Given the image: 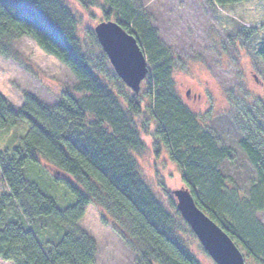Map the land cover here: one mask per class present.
<instances>
[{
  "label": "trees",
  "instance_id": "1",
  "mask_svg": "<svg viewBox=\"0 0 264 264\" xmlns=\"http://www.w3.org/2000/svg\"><path fill=\"white\" fill-rule=\"evenodd\" d=\"M76 1L83 8L99 7L106 21L113 19L132 34L146 56L148 73L138 93L114 90L107 82L113 78L109 60L94 31L88 28V41L82 43L77 16L63 0H0V56L15 59L14 44L30 36L76 78L54 105L31 93L14 105L0 92V130L26 125L11 147L0 149V176L8 188L0 195V258L13 264H94L95 241L78 226L93 204L131 241L137 264H200L178 234L181 217L172 191L159 182L170 210L140 175L135 154L144 151L141 130L149 133L150 123L142 116L147 108L155 120L150 134L156 152L162 146L168 150L196 205L264 264V225L255 218L264 210V98L235 120L243 134L238 145L256 170V180L243 188L223 172L235 153L178 96L174 55L132 1ZM211 1L221 7L246 0ZM257 54L264 62V40ZM145 98L150 104L144 105ZM40 159L71 202L60 205L39 179L27 178L28 166L41 164ZM11 205L18 216L9 219L5 213ZM36 219L50 220L60 233L56 243L45 244L47 251L27 225Z\"/></svg>",
  "mask_w": 264,
  "mask_h": 264
},
{
  "label": "rangeland",
  "instance_id": "2",
  "mask_svg": "<svg viewBox=\"0 0 264 264\" xmlns=\"http://www.w3.org/2000/svg\"><path fill=\"white\" fill-rule=\"evenodd\" d=\"M63 1L77 16V35L82 43L88 41V28L93 30L99 22L106 21L99 7L83 8L76 0ZM131 1L141 18L156 29L161 43L174 55L172 77L178 96L198 115L199 121H204L206 128L215 131L235 153V159L223 165V172L245 188L256 180V170L238 145L243 134L235 120L241 118L240 111L264 98V62L257 54V48L264 40V0H246L221 7L211 0ZM14 49L15 59L0 56V92L12 104L20 105L24 94L31 93L45 104L54 105L76 83L72 71L58 58L45 53L32 37L20 38ZM109 66V75L113 76L107 78L110 87L127 94L131 92L110 62ZM143 85L141 83V90ZM148 103L145 98L144 105ZM237 115L239 118H235ZM142 116L147 118L150 127L149 133L142 131L139 118H135L145 144L144 151L135 154L139 172L155 196L172 210L159 182L163 181L171 191L184 186L182 168L163 146L156 152L157 144L150 134L156 126L155 120L147 108ZM25 129L26 125L19 124L13 129L0 130V149L11 147ZM40 161L39 165L28 166L27 178L30 181L39 179L43 191L60 205L71 202L65 187L53 183L51 167L44 160ZM4 192H8V188L0 176V195ZM5 214L9 219L18 216L14 205L9 206ZM102 214L106 221L102 220ZM255 218L264 225V210L256 212ZM180 219L178 234L189 251L200 264H216L189 225L182 217ZM26 222L35 230L45 251L49 248L45 244H54L58 240L60 233L50 220ZM78 226L95 241L94 264H137L131 241L113 228L112 218L103 209L93 204L87 206ZM235 244L242 252L245 264H259L240 240L236 239ZM0 264L13 263L0 258Z\"/></svg>",
  "mask_w": 264,
  "mask_h": 264
},
{
  "label": "water",
  "instance_id": "3",
  "mask_svg": "<svg viewBox=\"0 0 264 264\" xmlns=\"http://www.w3.org/2000/svg\"><path fill=\"white\" fill-rule=\"evenodd\" d=\"M93 31L116 75L138 93L149 67L135 37L113 20L99 22ZM172 194L181 217L216 264H245L234 240L196 205L188 187L174 189Z\"/></svg>",
  "mask_w": 264,
  "mask_h": 264
},
{
  "label": "flooded vegetation",
  "instance_id": "4",
  "mask_svg": "<svg viewBox=\"0 0 264 264\" xmlns=\"http://www.w3.org/2000/svg\"><path fill=\"white\" fill-rule=\"evenodd\" d=\"M188 92V94H189V91H187Z\"/></svg>",
  "mask_w": 264,
  "mask_h": 264
}]
</instances>
